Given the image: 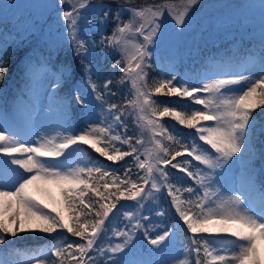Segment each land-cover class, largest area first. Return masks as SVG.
Listing matches in <instances>:
<instances>
[{
    "label": "snow or ice",
    "instance_id": "snow-or-ice-1",
    "mask_svg": "<svg viewBox=\"0 0 264 264\" xmlns=\"http://www.w3.org/2000/svg\"><path fill=\"white\" fill-rule=\"evenodd\" d=\"M57 2L69 6L51 7L60 14L64 34L78 64L61 63L53 75L51 88L58 91L63 85L74 83L75 76L83 72L88 86L96 93L95 98L105 101L107 107L101 106L102 121L89 123L79 134H64L65 129L28 143L16 133L0 130V246L7 248L8 238H18L22 233L51 235L66 230L78 240L60 239L46 249L34 251L25 264H145L130 262L119 254L133 251L141 229L150 245L158 251L166 249L165 242L172 232L165 229L152 237L150 232L155 226L144 223L150 219L144 214L146 210L152 211L149 205L166 193L170 206L191 233L185 257L176 264H264V196L257 208L241 196L225 197L215 187L222 178L217 170L224 169L233 158L242 159L246 154L251 161L259 152L264 160V147L258 148V144L264 145V124H258L255 115L257 109H264V55L260 57L255 79L240 74L237 78L210 79L202 87H196L174 84L176 77L171 76L153 80L150 86L147 69L152 67L151 47L167 35L162 30V18L166 14L171 17L174 31L178 29L179 35L188 27L190 11L200 0L122 5L113 16L115 25L111 34L101 36L99 43L119 54L120 59L113 64L121 72L117 83L127 84L129 91L123 104L109 103L105 94L116 95L110 87L113 81L109 78L98 85L92 79L96 71L88 58L95 42L82 38L87 20L82 10L101 8L102 21L107 20L109 11L104 10V5L91 4L90 0ZM125 13L127 19H123ZM261 41L264 51V28ZM22 43L9 42L0 34V82L4 81L8 64ZM36 63L34 51L25 53L22 72L32 73ZM233 85L240 87H230ZM160 95L188 98L202 107L182 104L178 108L155 99ZM57 100L63 104L62 99ZM74 100L80 105L87 103V98L80 94ZM165 118L194 129L193 136H198L203 144L195 138L184 143V138L169 130ZM128 120L136 129L133 134H128ZM79 144L89 146L108 161L130 157L131 164L125 167L123 176L102 166H81L79 162L73 166L71 157L80 150H67ZM178 157H191L204 168L192 171V160L185 158L181 162ZM133 167L137 170L135 179ZM169 167L194 180L199 188L184 186L183 178L170 173ZM121 201L133 203L125 205ZM121 210L127 222L123 227L110 220ZM202 234H227L234 239L224 244L223 240ZM0 264L8 262L0 258Z\"/></svg>",
    "mask_w": 264,
    "mask_h": 264
},
{
    "label": "rangeland",
    "instance_id": "rangeland-1",
    "mask_svg": "<svg viewBox=\"0 0 264 264\" xmlns=\"http://www.w3.org/2000/svg\"><path fill=\"white\" fill-rule=\"evenodd\" d=\"M91 4L104 5V10L109 11L107 20L102 21L101 8L90 7L86 11L82 10V14L87 16L84 23L85 35L82 38L95 42L92 54L88 58L96 71V75L92 79L98 85L109 78L112 79L113 83L110 87L117 88V95L115 98L105 94L107 102H115L114 99H118V95L125 100V93L129 91V87L127 84L117 83L121 78V72L118 68H113L114 61L120 59V56L109 47H101L99 42L101 36L111 34L115 25L113 16L122 5L135 7L138 4L132 3L131 0H109L107 5L105 2H91ZM52 5L62 9L69 7L68 5H59L57 0H0V22L4 23L0 27V34L9 42L15 40L19 44L20 41H23L17 54L39 40H45L51 48V57L47 61L44 60L32 73H26L28 81L19 83L20 87L15 88L13 96L9 97L8 110L5 109V111L1 105L5 88L9 84H6V77L3 82H0V130L16 133L28 143H35L43 136H54L64 132L65 129L67 132L64 134H79L87 128L89 123L102 121L101 106L105 109L107 107L105 101L95 98L96 93L92 92L88 86L83 72H79L75 76L74 83L69 82L63 85L60 90L54 91L51 88L53 75L61 63L78 64L77 57L73 54L71 45L64 34L60 14L51 7ZM261 5H264V0H200L199 4L194 5L190 11V19L187 20L188 27L179 35H177L178 29L174 31V21L166 14L162 18V30L167 35L162 42H157L151 47L153 55L149 63L152 67L147 69L148 80L153 81V79L159 80L175 76L174 84L202 87L210 79L237 78L240 74L252 75L255 79L254 73L259 72V60L264 55V51L259 49L251 55L241 57L238 54V46H244L247 42L242 41L245 39L253 40V36L261 37L262 28H264V8ZM123 19H127L126 13ZM203 49H211L212 51L208 68L198 71H194L191 66L186 70L180 68L182 60L190 61L202 53ZM65 50L67 51L65 52ZM67 52L68 55H65ZM153 74L154 77L152 78ZM16 85L18 84L16 83ZM230 87L239 88L240 85ZM76 94L85 96L87 103L85 105L78 104L74 100ZM57 98L62 99L63 104H60ZM155 99L178 108L182 104L191 105L194 108L202 107L193 104L188 98L179 100L173 96L163 99L157 96ZM255 115L258 124H264V109H257ZM165 121L170 131L178 133L179 137L184 138V143H191L192 139L195 138L198 143L203 144L202 141H198V136H193L194 129L180 126L169 118H165ZM128 124V134L135 133L136 129L131 120H128ZM147 138V133H145L146 142ZM101 146L103 147V145ZM204 147L209 148L210 146L204 145ZM260 147H264V145L258 144V148ZM74 149L80 151L71 157L74 162L73 166H75V162L81 163V166L84 164L90 167L102 166L106 170L115 171L117 175L123 176L125 167L131 164L130 157H126L123 161H108L106 157L100 156L94 149L83 144L74 145L67 152H73ZM124 150H127V146L124 147ZM212 151L214 153V150ZM185 158L192 160L191 157H178L177 160L182 162ZM60 159L63 160V157ZM197 168L203 169L204 166L192 160L191 170L195 171ZM168 170L170 173L182 177L184 186L199 188L194 180L184 178L183 173H178L177 170L170 167ZM262 170H264V160L261 159L259 152L251 161L246 158V154L245 158L242 159L233 158V161L225 165L224 169L217 170L218 173H222V178L219 179L215 187L220 188L225 197L238 195L247 203L258 208L261 197L264 196V185L259 182L260 175L264 178V171ZM136 171L133 167V179L136 178ZM109 183H111L110 180ZM101 190L103 189L101 188ZM91 195L90 193L89 196L91 197ZM184 198H188V193L184 194ZM120 203L128 205L133 202L121 201ZM149 207L152 211L146 210L144 214L149 215L150 219L144 223L155 226V230L151 231L150 235L154 237L157 232L162 233L165 229L172 232V235L165 242L166 249L158 251L155 246L150 245L148 239L142 235L143 229H141L135 238L133 251L126 255H119L124 256L130 262L176 264L179 259L185 257V250L190 245L191 233L187 231L186 225L179 220L174 208L170 206V198L167 197L166 193H162L161 199ZM122 211L110 217L114 225L123 227L127 223L123 218ZM160 211H164L165 214L163 216L157 215L156 213ZM59 234L64 235L59 237ZM202 235L209 239L223 240L224 244L234 239L227 234ZM19 236L26 237L28 240L34 239V237L51 238L38 249H46L50 244L56 243L60 239H66L67 242L78 240L66 230H58L51 235L27 232ZM57 236L59 238H56ZM10 238L12 237L8 238L11 245L15 238L12 241ZM112 242L117 241L113 240ZM10 245L7 248L0 246V258L9 261L8 264H25L27 257L33 253L13 250L9 248ZM161 248L164 246L162 245Z\"/></svg>",
    "mask_w": 264,
    "mask_h": 264
},
{
    "label": "trees",
    "instance_id": "trees-1",
    "mask_svg": "<svg viewBox=\"0 0 264 264\" xmlns=\"http://www.w3.org/2000/svg\"><path fill=\"white\" fill-rule=\"evenodd\" d=\"M91 2H95V3H103L105 2L106 5L109 3V0H90ZM173 1H179V0H173ZM132 3H136L138 5L140 4H143L145 2H148V3H160L161 0H131ZM4 24V23H3ZM3 24L0 22V27L3 26ZM242 41V40H241ZM242 42H247L244 46H238L239 47V50H238V54L241 55V57H244L248 54H251V53H255L257 52V50L259 49H262L261 47V44H262V41H261V37H258V36H253V40H243ZM35 52L36 56H37V63H36V66H38L40 64V59H48L49 57H51V55H49L50 51H51V48L49 47V43L46 42L45 40L44 41H36L34 44L30 45L27 49L25 48L23 51H21L20 53L14 55V57L11 58V62L8 64V73L9 72H13L12 75L14 76V78L18 79V78H21V79H24L23 78V72H22V61L24 60V57H25V53H32V52ZM67 50H65L66 52ZM63 52V53H65ZM42 54V55H41ZM65 55H68V52L65 54ZM41 57V58H40ZM209 57H211V49H203V52L198 54L195 58L191 59L190 61H188L187 59L186 60H182L180 62V68H184L185 70L191 66V68H193V70H197L201 67H206L209 65V62L208 60ZM73 59V58H71ZM71 61V60H69ZM73 63L74 60H72ZM152 71V70H151ZM155 73V72H153ZM154 77V74L152 75V78ZM154 80V79H153ZM149 81V84L151 86V80H148ZM112 91H114L117 95V88H113L112 86ZM122 89H121V93H122ZM123 94V93H122ZM116 95L114 96L116 98ZM159 97L163 98V99H167L168 96H163V95H160ZM175 97V96H174ZM179 100L181 99H184V98H180V97H175ZM115 102L119 103V104H123L124 103V99L118 95V99H114ZM122 103H121V102ZM113 102V103H115ZM260 179V182L262 183V176L259 177ZM62 235L64 234H59L58 236L59 237H62ZM56 237V238H59V237ZM11 241L14 239V238H10ZM51 238H38V237H34V239H26V237H23V236H19L18 238H15L13 240V242H11V245L9 248L11 249H16V250H23V251H26V252H31L33 250H36L38 249L40 246H42L43 244H45L48 240H50Z\"/></svg>",
    "mask_w": 264,
    "mask_h": 264
}]
</instances>
